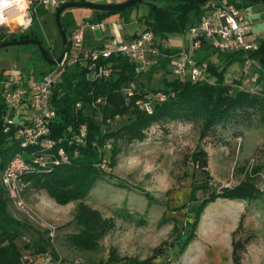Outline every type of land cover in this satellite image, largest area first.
Wrapping results in <instances>:
<instances>
[{"label":"trees","instance_id":"obj_1","mask_svg":"<svg viewBox=\"0 0 264 264\" xmlns=\"http://www.w3.org/2000/svg\"><path fill=\"white\" fill-rule=\"evenodd\" d=\"M211 2H227L240 9L256 4L235 0H210L200 5L173 1H147L116 12L94 11L96 20L89 21V24H98L113 14L122 15L127 21L134 7L139 4L146 5L148 15L144 19L143 31H149L154 35V48L157 54L148 58L147 69L138 74L135 71V64L120 54H111L106 59L99 58L96 65L110 69L108 78H87L88 70L80 62L64 66L60 74V82L52 92L51 106L55 111V118L50 125L49 137L56 142L52 152L62 149L69 163L37 168L24 174L21 181H31L37 189L44 190L56 204L66 205L70 202L81 201L104 175L100 167L103 159H106L108 166H113L122 146H128L135 141H143L146 131L155 124L168 122L197 124L199 125V138L203 140L208 137L214 138L215 135H219V132H224L228 128H233V134L239 137L243 132V127L252 125L251 120L254 116L264 121V75L259 76L258 89L254 92L244 88L234 89V86H240V82L233 84L224 82V70L230 63H244L249 58L255 60L264 70V40L259 42L257 50L247 54L243 52L217 53L212 50V54L217 53L225 65L220 69V66L208 64V79L205 81L191 82L172 76L171 79L162 80L160 90L144 89L143 82L146 83L152 73L158 70H163L165 74L171 73L172 60L177 55V51L164 47V42L172 34L188 32L202 19ZM66 13L67 10L61 15V24L68 39L67 54L69 55L71 50L68 32L70 23L64 19ZM30 38L41 40L29 28L23 34L11 35L1 39L0 42ZM34 48L36 61L42 62L45 67L34 66L29 69L28 74L32 76L31 80L39 81L57 66L48 65L42 59L38 49ZM201 48L203 51L209 49L206 43H203ZM45 52L48 57L54 58L48 48H45ZM196 63H202V61ZM211 77L215 80H211ZM1 78L2 72H0ZM130 85H133V92L131 96H127L125 90ZM157 94H162L164 99L162 101L157 99ZM99 98L103 100V104L98 108H93L92 103ZM145 103L149 104L151 113L142 107ZM77 104H80L79 108H76ZM6 113V106L0 98V176L13 156L21 154L26 161H29L30 154L34 151L31 148H21L19 143L14 141L12 130L4 131L3 118ZM118 117H127L128 123L110 132L109 124ZM82 126L86 127V136L83 142H79L76 137ZM106 143L110 144L109 150L104 149ZM191 160L201 169L207 167V154L203 150L195 151ZM249 178L252 177L249 176ZM144 195L150 199L147 193ZM256 195L257 190L252 180L247 179L237 186L222 188L220 192L212 193L202 200L195 209H192L194 219L192 223L186 224L180 220L171 219L176 240L178 243L182 242L178 246V253L183 252L194 238L200 216L210 203L216 200L246 201L253 199ZM8 204L9 198L0 182V264H21L23 256L21 250L38 256L47 253L48 248H50L54 264H65L51 249L50 239L44 236L29 240L22 248L18 247L16 242L26 237L29 226L12 216L8 211ZM181 209H184V206ZM75 221L79 230L68 236L69 245L80 251H98V241L112 227V221L104 220L99 212L92 210L82 202L77 204ZM165 221L167 219L163 217L162 222ZM240 227L241 222L231 235L233 264H240L246 246L250 242L249 238L241 240L236 237ZM162 254L163 250L156 249L150 258L138 261L119 258L115 252H110L106 260H100L98 264H157L154 261Z\"/></svg>","mask_w":264,"mask_h":264},{"label":"rangeland","instance_id":"obj_2","mask_svg":"<svg viewBox=\"0 0 264 264\" xmlns=\"http://www.w3.org/2000/svg\"><path fill=\"white\" fill-rule=\"evenodd\" d=\"M71 10L78 15L77 18L81 14L88 17L93 12ZM54 12L50 11L53 15ZM242 14L246 19L244 9ZM44 15L42 7L32 15L34 30L40 31L38 20ZM77 21L79 18L75 19ZM85 32L90 33L88 28ZM58 55L53 56L57 58ZM34 66L45 67L42 62L36 61L34 46L0 49V72L7 77L31 80L33 78L28 73ZM164 78H168V74L163 70L152 73L148 81L143 82L144 89L160 90ZM243 88L248 89L247 84ZM127 123V117H118L109 124V131L114 132ZM251 123V129L241 132L239 147V137H235L233 128L218 131L219 135L214 138L200 140L197 124H155L146 131L143 141L122 146L114 165H107L104 175L81 201L58 205L44 190L37 189L29 181L22 182L21 197L35 213V220L28 219L10 200L8 211L29 226L26 237L30 241L40 236L50 239L49 231L39 223L52 226L51 249L65 264H98L100 260H106L110 252H115L119 258L144 261L156 249L163 250L162 256L154 261L157 264H233L231 235L237 229L239 219L241 227L236 237L250 239L240 264H264V202L259 209L240 217L231 211L226 202L216 200L210 203L200 216L194 238L179 253L178 246L182 242H177L171 221L177 219L186 224L192 223V209L212 193L233 187L236 175L256 181L244 174V165L252 157L259 159L263 156L264 121L254 116ZM197 150L207 154L205 169L191 160ZM227 184L230 187H224ZM80 202L99 212L104 220L112 221V227L98 241L96 252L80 251L68 243V236L79 230L75 214ZM183 206L184 209H181ZM163 217L167 221L162 222ZM16 243L22 248L26 242L19 239ZM25 251L21 250L22 254ZM32 256L36 258L35 262L40 259L39 264H54L50 248L43 255Z\"/></svg>","mask_w":264,"mask_h":264},{"label":"built area","instance_id":"obj_3","mask_svg":"<svg viewBox=\"0 0 264 264\" xmlns=\"http://www.w3.org/2000/svg\"><path fill=\"white\" fill-rule=\"evenodd\" d=\"M65 0H8L6 4L0 6V15L4 22L0 23V40L15 34H23L32 24V15L37 13L38 8L55 11ZM93 31L96 26L85 23L76 28L70 35L71 50L66 54L65 60L56 69L45 75L41 80L11 79L2 74L0 79V98L3 100L7 113L3 118V128L5 132L13 131V139L18 142L23 149H32L29 161H26L21 154L13 156L6 167L1 172L0 182L9 200L28 219L35 220V213L27 206L21 197V178L24 174L34 171L37 168L58 165L59 163H69V159L62 149L52 152L56 142L50 139V125L55 118V111L51 106L52 92L60 82V74L64 66L77 62L87 68L89 79L108 78L110 69L104 66H97L99 58L106 59L111 54H120L133 62L136 66V74L147 69V60L150 56L157 54L154 48V35L149 31H141L133 38L118 44L114 49H88L83 51L84 30ZM188 33L192 37L191 49L181 50L177 53L171 64V75L195 81H205L208 79V64L205 62L196 63L194 52L206 43L208 47L217 53L243 52L245 54L257 50L258 44L264 40V33L257 34L252 24L246 21L242 14V9L227 2H211L202 19L192 26ZM83 55L82 59L80 56ZM247 67H253L250 83L254 87L249 88L254 92L258 89L257 80L260 75H264V70L252 59L247 58L244 62ZM133 85L125 90L127 96H131ZM157 99L162 101L164 96L157 94ZM103 104L102 99H97L92 103L93 108H98ZM80 104L76 105L79 108ZM142 107L151 113L148 103ZM86 136V127L82 126L77 141L83 142ZM241 139L237 140L238 147ZM105 150L110 149V144L104 145ZM50 152V153H47ZM263 159L261 171H255L257 160L250 158L245 166V173L253 178L259 179V189L264 190V142L262 147ZM100 167L106 170V159L101 161ZM224 187H230L229 184ZM53 237L54 228L43 226ZM24 242H29L27 237ZM35 257L30 253L22 256L21 264H34Z\"/></svg>","mask_w":264,"mask_h":264},{"label":"crops","instance_id":"obj_4","mask_svg":"<svg viewBox=\"0 0 264 264\" xmlns=\"http://www.w3.org/2000/svg\"><path fill=\"white\" fill-rule=\"evenodd\" d=\"M65 1L66 2L81 1V2H89L95 4H110V3L122 2L124 0H65ZM244 10H245L246 21L252 24L254 31L257 34H263L264 33V2L256 3ZM43 11L45 12V15L40 17L38 20V22L41 25V28L39 29L40 31L34 30L32 24L30 29L41 38V41L43 42L45 48H48L50 53L56 56L60 53L61 38L55 27L54 15L50 13V10L43 9ZM71 11H72L71 9L67 10V13L64 15L65 21L71 24V26L68 29L70 35L79 26H82L83 24L88 23L89 21L96 20L95 13L93 11L90 15H88V17H86L85 14L79 15L80 16L78 17L79 21L75 22V19H78L77 18L78 15H75ZM147 15H148V7L146 5L139 4L138 6L134 7L131 10V12L128 15L127 21H125V18L122 15L113 14L107 16L98 24H92L96 26L95 29L99 30L100 37L97 38L94 35L95 29L93 31L89 30L91 34L85 32L83 37L84 41L82 45V50L85 51L93 48L114 49L118 44L133 38L144 29V19ZM85 41L87 43H85ZM191 42H192V37L188 32L184 34H172L168 37L167 41L164 42V47L170 50H175L178 53L181 50L191 49ZM212 52L213 51L210 48L208 49V51H203L202 48L196 50L194 52L195 61L196 62L202 61L209 65L220 66V69H222L225 65V62L223 60H220V57L217 55V53L212 54ZM82 57L83 55L80 56L81 59ZM253 72H254L253 67H247L242 62L230 63L226 65L224 70V82L226 84H233L236 82H240L239 83L240 86H234V87L240 89L243 88L245 84H247V87L249 89L251 88L252 85L250 83V77ZM170 74H168V78L166 79H171ZM211 80H215V79L211 77ZM251 128L252 125H248L246 127H243V131H248ZM255 158L257 160L255 171L258 172L262 170L261 162L263 156L259 159H257V157ZM258 160H260V162ZM245 166L246 164L244 165V174L247 175L245 173ZM235 177L236 179L233 184V187L237 186L241 182H244L248 179V177H244V175L243 176L241 175L240 176L241 178L238 177L237 175ZM251 179L256 180L254 182L252 181L255 189L257 190V195L253 199L246 201L221 200L229 204L231 211L235 213L237 217L249 214L255 209H259L260 204L264 202V190L261 191L259 189L260 183H256L259 181V179L253 177ZM239 222H241L240 219L238 220V224ZM39 261L40 259L36 261L35 264H39L40 263Z\"/></svg>","mask_w":264,"mask_h":264},{"label":"water","instance_id":"obj_5","mask_svg":"<svg viewBox=\"0 0 264 264\" xmlns=\"http://www.w3.org/2000/svg\"><path fill=\"white\" fill-rule=\"evenodd\" d=\"M147 1H173V2H181L186 4H195L200 5L209 2L210 0H124L118 3H110V4H95L89 2H81V1H71L65 2L61 4L54 12V22L57 32L61 38V49L57 58H50L47 56L45 52V47L43 46L41 40L30 38L16 41H3L0 42V49L7 48L10 46H21V45H32L36 47L42 57V59L50 66H59L65 60L67 54L68 47V39L63 30L61 24V15L64 11L69 9H87L95 12H116L123 9H126L136 3L147 2ZM244 3H262L264 0H235ZM94 35L99 38V30H94Z\"/></svg>","mask_w":264,"mask_h":264},{"label":"clouds","instance_id":"obj_6","mask_svg":"<svg viewBox=\"0 0 264 264\" xmlns=\"http://www.w3.org/2000/svg\"><path fill=\"white\" fill-rule=\"evenodd\" d=\"M7 2H8V0H0V6H3ZM3 22H4L3 16L0 15V23H3Z\"/></svg>","mask_w":264,"mask_h":264}]
</instances>
